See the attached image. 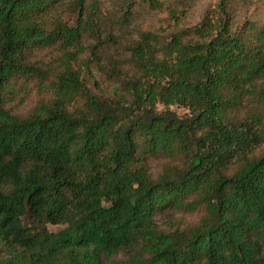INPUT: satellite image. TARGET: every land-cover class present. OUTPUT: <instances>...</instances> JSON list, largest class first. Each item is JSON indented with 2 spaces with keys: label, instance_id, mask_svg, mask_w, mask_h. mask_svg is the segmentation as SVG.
Listing matches in <instances>:
<instances>
[{
  "label": "trees",
  "instance_id": "1",
  "mask_svg": "<svg viewBox=\"0 0 264 264\" xmlns=\"http://www.w3.org/2000/svg\"><path fill=\"white\" fill-rule=\"evenodd\" d=\"M95 2L0 0V264H264V26L247 44L220 0L144 31L109 96L81 71L113 41ZM19 77L51 99L11 112Z\"/></svg>",
  "mask_w": 264,
  "mask_h": 264
},
{
  "label": "rangeland",
  "instance_id": "2",
  "mask_svg": "<svg viewBox=\"0 0 264 264\" xmlns=\"http://www.w3.org/2000/svg\"><path fill=\"white\" fill-rule=\"evenodd\" d=\"M220 0H160L162 8L151 10L146 5L136 2L131 10V15L127 18L124 11L126 1L124 0H96L97 13L99 16V26L102 36L111 33L113 41L98 43L87 38L84 42L90 48L97 44L98 58L90 57L89 49H86L82 62H87V67H82L81 71L91 77L88 86L93 92L113 95L114 92L121 91L114 77L119 70L123 72V77L129 78L134 74V67L131 61L130 47L140 38L144 31H151L159 34L160 42L168 40L172 30L185 28L198 24L203 16L213 9ZM227 11L232 18V29L237 33L243 34L253 43V36L264 26V0H226ZM63 18L73 22V16L70 12L63 13ZM254 26L253 28H251ZM243 32V33H241ZM251 42V43H250ZM47 57L50 54L54 57L58 52L54 49L44 50ZM48 52V53H47ZM44 52L34 51L38 58H44ZM89 59V62L87 58ZM113 62L116 66L112 67ZM108 66V68L106 67ZM107 68V69H106ZM116 86V88H115ZM11 93L7 92L5 107L10 109L16 115H24L40 102L50 100L52 92L43 91L37 81L30 77L14 78L9 87ZM98 90V91H96ZM160 109V106H158ZM179 114H184L182 109H176ZM164 160H151L149 165L158 171ZM182 217V216H181ZM196 215H184L181 224L189 225L196 221ZM185 222V223H183ZM53 229V227H50Z\"/></svg>",
  "mask_w": 264,
  "mask_h": 264
}]
</instances>
